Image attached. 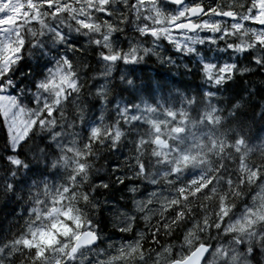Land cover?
<instances>
[{"label":"snow or ice","instance_id":"6c2138e0","mask_svg":"<svg viewBox=\"0 0 264 264\" xmlns=\"http://www.w3.org/2000/svg\"><path fill=\"white\" fill-rule=\"evenodd\" d=\"M254 124L264 0H0V264H264Z\"/></svg>","mask_w":264,"mask_h":264},{"label":"trees","instance_id":"16d2710c","mask_svg":"<svg viewBox=\"0 0 264 264\" xmlns=\"http://www.w3.org/2000/svg\"><path fill=\"white\" fill-rule=\"evenodd\" d=\"M27 70V69H25ZM166 71L165 68L160 66L155 62V58L149 60L147 63L137 66L136 77L138 80H143L144 83H149L150 81L155 80L159 74H163ZM177 79H185L192 87V90L195 91L196 87L200 85L201 81L198 77L188 76V77H177ZM243 84L238 81L236 85H234V90L240 92L243 88ZM258 100H253L252 103H257ZM261 125L254 124L250 130L248 131V135L250 138H254L256 135L264 136V132H260Z\"/></svg>","mask_w":264,"mask_h":264}]
</instances>
